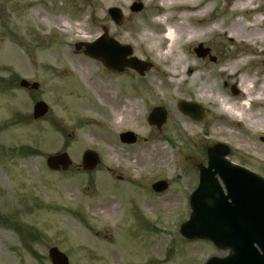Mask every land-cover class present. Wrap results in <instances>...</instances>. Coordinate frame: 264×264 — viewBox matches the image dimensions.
I'll list each match as a JSON object with an SVG mask.
<instances>
[{
	"label": "rangeland",
	"instance_id": "rangeland-1",
	"mask_svg": "<svg viewBox=\"0 0 264 264\" xmlns=\"http://www.w3.org/2000/svg\"><path fill=\"white\" fill-rule=\"evenodd\" d=\"M246 1L199 0L182 13L159 10V0H0V264H50V246L64 252L69 264H205L229 256L228 248L207 238L184 237L181 226L193 215L191 196L211 156L264 178V131L250 134L246 125L227 118L220 104L210 109L198 98L203 90L208 95L206 76L223 98L235 102L242 99L240 80L260 78L254 62L264 59V51L240 58L241 48L224 36L238 22L245 38L251 28L246 24L264 17V0H254L261 14L232 11ZM133 2L142 9L132 11ZM109 7L121 11L119 23L108 16ZM206 7L202 23L195 24L192 14ZM164 15L165 21H155ZM58 17L70 26L67 33L57 26ZM182 21L187 30L213 29L205 39L168 52L160 37ZM102 27L121 44H131L151 69L142 77L131 69L113 73L75 51V43L93 41ZM255 29L264 31L262 22ZM199 43L208 56L197 57ZM183 56L201 74L192 80L177 66L178 75L164 76L163 70ZM244 59L235 83L224 87L219 70ZM20 78L39 88L22 90ZM108 80L109 105L100 90ZM253 84L256 89L258 81ZM180 99L199 102L202 119L182 114L176 106ZM36 100L49 111L34 121ZM159 105L167 111L160 131L146 121ZM263 110L247 105L245 122ZM126 130L136 134L137 143H120L118 135ZM217 143L228 147L224 155L217 153ZM86 149L100 157L93 171L80 166ZM61 151L69 154L71 166L49 170L46 156ZM159 179L169 184L162 194L150 189Z\"/></svg>",
	"mask_w": 264,
	"mask_h": 264
},
{
	"label": "water",
	"instance_id": "water-1",
	"mask_svg": "<svg viewBox=\"0 0 264 264\" xmlns=\"http://www.w3.org/2000/svg\"><path fill=\"white\" fill-rule=\"evenodd\" d=\"M131 9L139 11L141 5L134 4ZM109 13L115 22L120 20L119 10L111 8ZM81 45L76 44L75 48L78 50ZM83 45L86 55L101 60L107 68L114 71L120 72L124 67H130L143 75L150 68V64L135 57L127 58L131 54L130 47L119 45L107 36L105 30L104 35L93 43ZM206 52L207 49H203L201 45L196 49L197 55L201 57ZM20 85L25 87L28 83L22 80ZM31 87L36 88L37 83H33ZM178 108L193 119L202 118L201 108L196 103L179 101ZM47 111V105L38 101L33 106L32 116L37 119ZM148 121L159 129L165 121V111L159 107L152 109ZM119 138L128 144L136 141L132 132L121 133ZM225 151L224 147H217L219 155L225 154ZM81 162L84 170H92L99 163V157L94 151L85 150ZM70 164L65 152L46 158V165L51 170H66ZM215 174L223 181L226 193L214 177ZM151 187L154 191L161 192L167 188V183L157 181ZM207 200L212 202L207 204ZM191 205L193 215L181 227L182 234L186 237L208 238L215 244L232 250L229 258H212L206 264H264V179L232 165L224 158L211 156L209 167L201 171L200 184L191 197ZM48 257L51 264H68L67 256L56 247L48 250Z\"/></svg>",
	"mask_w": 264,
	"mask_h": 264
},
{
	"label": "bare ground",
	"instance_id": "bare-ground-1",
	"mask_svg": "<svg viewBox=\"0 0 264 264\" xmlns=\"http://www.w3.org/2000/svg\"><path fill=\"white\" fill-rule=\"evenodd\" d=\"M150 0H146V2ZM158 8L159 10H175L182 13H186L188 11L193 10L199 4V0H159ZM253 0H247L245 3H236L233 6V12H243L247 10H253L250 5ZM209 7L204 8L203 10L192 14L193 20L195 24L200 25L202 23L203 17L208 12ZM36 12V11H35ZM183 16H188V14H183ZM60 17V16H59ZM57 18V26L62 27L64 33H67L70 30V26L67 24L66 20H62ZM168 15H164L159 19H155L157 23H162ZM181 16H179L180 18ZM43 22L47 23L46 18H43ZM262 22V18L257 16L253 19L252 23L246 24L247 27H251L248 31V35L243 38V34L245 28L242 27L238 22L232 24L229 28V32H224L225 38L230 42H236L238 47L241 48V51L246 54H253L254 52H261L264 49V31H256L255 25L260 24ZM184 22H179L175 25H169L166 27L164 34L160 37L163 41H165L168 52L175 45H179L181 48L187 47L193 43H196L202 39L207 37L206 33H210L212 31V27L201 30L200 32H196L194 30H187L183 28ZM240 31V32H239ZM77 36V35H76ZM161 41V40H160ZM259 44L262 45V49H259ZM159 54V57H165L168 53ZM181 60L184 62L181 65ZM250 60H254L251 59ZM243 61H237L232 65L228 66L225 69L219 70L220 79H222V85L227 87V85L235 83V77L237 76L236 68L238 64H241ZM254 62V61H253ZM258 67H260L259 71L261 73L260 78L256 79V77L252 76L245 81L240 80V93L242 99L239 102L230 101L226 98H223L222 92L217 89V87H213L209 82L208 77L204 78V83H207L208 92L207 96H204V90L200 95H198L199 99H201L208 107L213 108V105L220 104V108L224 115L230 120H234L238 123L244 124L247 127V131L250 134H254L256 131H264V115H259L255 117H250L248 122H245V109L248 104L250 105H258L264 107V59L260 61L254 62ZM177 66H179L180 73H191L192 80L195 76H198V73L201 74V69H199L198 65H195L193 62L188 64L186 62L185 57H178L176 61L171 65L170 69L165 68L163 70V75L166 77H174L178 75L179 71H177ZM256 72V70L254 71ZM258 81V85L256 89L254 88V82ZM110 84L109 80L102 83L100 86V90L104 97V102L109 105L111 100V95L109 94ZM214 110V109H213ZM264 111V110H263ZM216 112V110H214Z\"/></svg>",
	"mask_w": 264,
	"mask_h": 264
}]
</instances>
